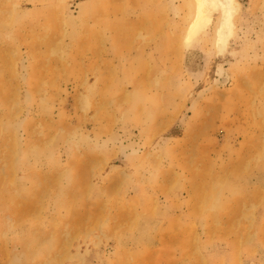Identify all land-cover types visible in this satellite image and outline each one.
Wrapping results in <instances>:
<instances>
[{
	"label": "rangeland",
	"instance_id": "obj_1",
	"mask_svg": "<svg viewBox=\"0 0 264 264\" xmlns=\"http://www.w3.org/2000/svg\"><path fill=\"white\" fill-rule=\"evenodd\" d=\"M195 4L0 0V264H264V0Z\"/></svg>",
	"mask_w": 264,
	"mask_h": 264
},
{
	"label": "bare ground",
	"instance_id": "obj_2",
	"mask_svg": "<svg viewBox=\"0 0 264 264\" xmlns=\"http://www.w3.org/2000/svg\"><path fill=\"white\" fill-rule=\"evenodd\" d=\"M195 3L188 40H191L205 26L210 25L211 19L207 16L211 9L217 8L221 10V21L217 28V36L221 43H225L231 32L234 7H236L234 6V0H195Z\"/></svg>",
	"mask_w": 264,
	"mask_h": 264
}]
</instances>
